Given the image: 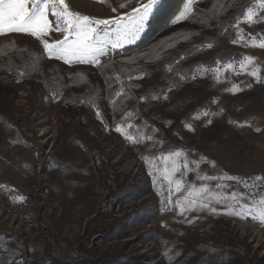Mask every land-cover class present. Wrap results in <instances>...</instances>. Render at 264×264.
Returning <instances> with one entry per match:
<instances>
[{
	"label": "rangeland",
	"instance_id": "1",
	"mask_svg": "<svg viewBox=\"0 0 264 264\" xmlns=\"http://www.w3.org/2000/svg\"><path fill=\"white\" fill-rule=\"evenodd\" d=\"M66 3L83 15L123 16L127 22L125 14L147 0ZM254 6L253 22L243 16L222 32L211 31L190 57L206 61L225 42L240 52L239 59L214 69L201 64L189 80H175L172 68L160 72L141 96L148 120L128 114L119 123L122 132L63 120L58 105L9 94L21 86L0 83V264H264V222L253 218L264 197V48L258 46L264 42V9ZM150 15L123 46L140 38ZM62 38L54 30L45 37ZM0 40L25 43L44 53L47 65L61 62L77 73L79 63L49 58L29 34ZM233 86L237 90L230 91ZM96 150L103 160L90 162ZM175 152L180 156L168 155ZM97 161L110 172L106 180L94 167Z\"/></svg>",
	"mask_w": 264,
	"mask_h": 264
},
{
	"label": "trees",
	"instance_id": "2",
	"mask_svg": "<svg viewBox=\"0 0 264 264\" xmlns=\"http://www.w3.org/2000/svg\"><path fill=\"white\" fill-rule=\"evenodd\" d=\"M256 2L258 0H195L193 12L187 18L172 23L183 8V0H160L136 42L110 52L101 62L102 67L79 63L77 73L70 72L61 62L47 65L46 55L32 51L25 43L14 41L13 46V41L0 40V83L4 88L11 84L21 86L19 91L7 90L9 94L22 93L33 102L38 100L50 107L58 105L63 120L79 124L98 122L99 130L117 127L128 114L147 121L141 96L156 82L160 72L172 68L175 80L181 77L189 80L201 64L214 69L218 63L224 65L241 57L236 49L219 42L210 50L206 61L190 60L197 45L207 40L211 31L228 29ZM175 85L179 87L178 83ZM157 129L167 141L164 123H159ZM84 148L87 152L85 144ZM96 154V158L90 154V162L98 157L103 160L97 150ZM96 163L94 167L99 166L102 181L106 180L109 170H103L100 161ZM110 185L117 190L114 177Z\"/></svg>",
	"mask_w": 264,
	"mask_h": 264
},
{
	"label": "snow or ice",
	"instance_id": "3",
	"mask_svg": "<svg viewBox=\"0 0 264 264\" xmlns=\"http://www.w3.org/2000/svg\"><path fill=\"white\" fill-rule=\"evenodd\" d=\"M99 2L104 3L106 0H99ZM156 2L157 0H147V3L141 4L138 8H133L131 14H125L129 17L128 21L125 22L123 16L111 20L97 19L72 11L66 0H0V36L10 33L29 34L41 41L49 58H58L66 63H93L102 67L100 57L106 56L111 50L118 49L123 44L135 40ZM193 3L194 0H183V8L171 22L177 23L187 18L193 12ZM258 4L260 9H264V0H258ZM125 6L123 3L120 5L121 8ZM112 10L116 11L115 8ZM256 14V7L250 6L244 14V19L251 23ZM50 15L55 19H50ZM111 24L116 25L114 31H110L108 28ZM53 30L62 33L63 38L53 42L45 39ZM237 42L236 40L233 41V43ZM12 45H15L14 41ZM258 46L264 48V42ZM206 47L211 48L212 44L209 43ZM245 59L248 62L254 60L253 57ZM240 66L244 68L243 63ZM232 67L231 63L226 65V68ZM251 75L257 76V70L252 71ZM235 90H237L236 86L230 89V91ZM204 114L207 115V113ZM129 127L131 126L129 125ZM188 127L191 129V125H188ZM116 131L122 132L123 129L118 125ZM127 138L136 142L135 137L131 135H128ZM148 139H151V137H148ZM168 155L180 156V152L169 153ZM179 184L180 182L177 181V192L180 191ZM205 191L207 189L201 190L202 193ZM189 196H191V193H189ZM232 196L235 199V194H232ZM195 202V200H190L189 205H194ZM177 203L179 204V201ZM259 205L253 218L264 222V197L260 198ZM202 206L207 207L208 205L204 204ZM245 208L248 214L252 215L251 207L245 206ZM180 210L183 212L185 209L181 207ZM211 210L215 211V209ZM229 214L245 218L242 211L230 210Z\"/></svg>",
	"mask_w": 264,
	"mask_h": 264
},
{
	"label": "crops",
	"instance_id": "4",
	"mask_svg": "<svg viewBox=\"0 0 264 264\" xmlns=\"http://www.w3.org/2000/svg\"><path fill=\"white\" fill-rule=\"evenodd\" d=\"M159 1H160V0H158V2H156V4H158V3H159ZM156 4H155V6H156Z\"/></svg>",
	"mask_w": 264,
	"mask_h": 264
}]
</instances>
